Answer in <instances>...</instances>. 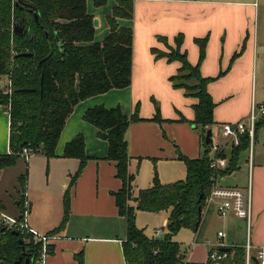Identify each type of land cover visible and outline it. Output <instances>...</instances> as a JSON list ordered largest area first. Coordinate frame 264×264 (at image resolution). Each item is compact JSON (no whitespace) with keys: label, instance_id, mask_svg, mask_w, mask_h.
I'll use <instances>...</instances> for the list:
<instances>
[{"label":"crops","instance_id":"obj_1","mask_svg":"<svg viewBox=\"0 0 264 264\" xmlns=\"http://www.w3.org/2000/svg\"><path fill=\"white\" fill-rule=\"evenodd\" d=\"M132 1V19L118 20L120 26L130 27L133 32L129 87L79 102L65 122L55 148V158L47 160L42 154L21 157L28 163L26 191L22 199V207L25 203L28 206L27 225L41 236L50 234L52 237L45 264H77L75 256L79 254L83 264H125L122 252L125 221L119 216L112 195L119 190L121 183L115 177L114 163L105 160L107 142L97 138L96 128L83 120L88 109L96 106L108 109L118 107L123 114L131 116L136 113L140 119L131 123L124 134L131 158L128 170L135 175L134 195L138 190L151 186L154 173L161 181L164 179V184L179 181L186 175L185 165L179 156L197 159L205 153L207 145L202 142L201 129L191 124L194 120L192 106L196 100L185 96L183 90L174 88L170 81L177 75L180 63L156 57L152 49L169 53V48H174V39L182 36L181 52L185 53L187 62L192 67L198 65L200 76L210 80L207 91L215 104L213 124L209 128L213 146L221 140L220 128L223 124L246 123L251 108L257 105L252 83L259 66L260 51L264 50V0ZM114 5L115 0L105 12H87L98 20V26L94 27L95 36L98 30L102 31L98 40L94 38L97 42L108 32L105 17ZM157 38H165L166 45ZM203 39V57L199 60L200 51L195 42ZM157 108L160 122L152 120ZM262 120L248 148L252 150V157L240 165L239 156L238 168L234 171L238 177L246 173L247 183L242 182V176L237 183L227 182L225 176L216 181L221 187L239 189L249 201L250 227L252 224L255 233L254 247L264 246V134L258 138V133L264 129V116H258L256 123ZM78 134L84 138L85 155L90 159L71 188L69 216L63 229L52 233L63 219V198L70 176L79 167L77 159L61 156L65 145ZM8 137L9 118L0 107L1 155L9 154ZM258 139L260 148L256 153L254 145ZM230 147L227 144L221 149L229 152ZM213 149L210 148L209 158L214 155ZM15 201L18 208L17 194ZM0 207L4 208L1 202ZM141 213L138 211L136 218ZM168 213H155L160 222L164 220V226ZM210 215L237 227L240 223L246 226L244 220L232 213L219 216L215 205L205 206L201 224ZM199 230L191 231L198 234ZM219 231H223L222 228ZM162 232L156 238H160ZM227 232L230 233L229 228ZM224 233L226 237L222 243L228 249L243 247L249 238L247 231L245 243L238 244L234 239L228 241V234ZM253 238L248 239L250 244ZM216 243H205V246L210 249L221 243L217 233Z\"/></svg>","mask_w":264,"mask_h":264},{"label":"trees","instance_id":"obj_2","mask_svg":"<svg viewBox=\"0 0 264 264\" xmlns=\"http://www.w3.org/2000/svg\"><path fill=\"white\" fill-rule=\"evenodd\" d=\"M105 3L106 0H93L97 8ZM132 17L133 1L115 0L105 17L108 32L97 42L94 40L93 17L86 11V0H0V81L6 78L8 82V92L0 90V107L9 118V154H0V170L13 167L24 156V150L29 155L42 154L47 160L55 158V148L65 122L79 102L129 87L133 32L130 27L120 26L118 20H131ZM14 25L21 26L26 34H13ZM182 40V36H177L169 53L155 49L152 52L156 57L180 63L177 75L170 81L174 88L196 100L192 106L194 120L191 124L201 129L204 143L206 131L213 124L215 108L207 91L210 80L200 76L198 65L192 67L187 62L185 53L181 52ZM157 41L167 43L165 38H157ZM195 43L201 60L205 39ZM23 89L31 91L22 92ZM83 120L96 128L97 138L107 142L105 160L114 163L115 177L121 183L112 195L118 214L125 221L126 235L122 243L125 264H183L180 245L172 241V236L180 229L199 230L212 186L218 179L237 170L239 156L249 148L248 137L241 136L239 144L231 146L229 152L220 149L215 153L216 158L226 161L224 168L210 167V147L206 146L201 158L179 156L186 169L184 180L161 184L154 173L151 186L134 195L135 175L128 170L131 158L124 134L131 123L140 121L136 113L127 116L118 107L96 106L84 113ZM152 120L161 121L158 108ZM262 123L263 120L255 124V133ZM61 157L77 159L79 167L70 176L63 198V219L52 233L63 229L69 216L71 188L90 159L85 155L81 134L65 145ZM26 172L18 176L15 187L21 211ZM138 211H169L165 225L168 233L162 238L146 237L135 224ZM19 239L29 250V263L35 264L40 244L29 235L2 228L0 264H13L18 259ZM48 248L50 253V245ZM230 251L233 255L226 264H244L242 247H231ZM75 257L77 264H83L81 254Z\"/></svg>","mask_w":264,"mask_h":264},{"label":"rangeland","instance_id":"obj_3","mask_svg":"<svg viewBox=\"0 0 264 264\" xmlns=\"http://www.w3.org/2000/svg\"><path fill=\"white\" fill-rule=\"evenodd\" d=\"M114 3V0H106V3L104 6L99 7L101 8L100 11H96L97 7H94L93 0H86V11L90 14L94 13H100L107 11L110 6ZM102 36L101 29L98 30L95 39L98 40ZM263 51V52H262ZM260 51L259 54V66L256 70V77L254 74V80L252 83V90L255 96V101L257 103L256 108H258L259 105H264V50ZM8 85L7 79L2 78L0 81V90H4L5 92H8V89L6 87ZM4 92V91H3ZM4 115V114H3ZM6 117V115H4ZM260 134V135H259ZM264 134V129H262L258 133V138H260L261 135ZM256 153L259 151V139L255 140L254 145ZM252 157V150L248 149L244 151L240 155V165L248 158ZM33 158V157H32ZM27 171V177L28 179V163L26 164L24 159H20L19 162H17L15 167L5 169L0 173V202L3 205L4 213L10 217L18 216L20 211L15 206V187L17 186L16 180L17 177L21 174L25 173ZM158 176V175H157ZM242 176V182L247 183L248 176L246 173H242L240 177L237 176V173L234 172L229 176L226 177L227 182H239L241 180ZM224 177V178H225ZM167 177L165 176V180ZM184 178L179 179V181L184 180ZM158 180L161 184H164V179H161L158 177ZM177 182V181H176ZM174 183V182H168L165 184ZM18 198V195H17ZM142 212V211H141ZM137 214V213H136ZM167 214V212L165 213ZM169 214V213H168ZM155 213L152 212H143L138 215L137 218H135V224L136 227L143 232V234L148 238H156L157 231H163L162 238L165 234L168 233L166 230L163 222H160L159 219H157ZM226 224V225H224ZM222 228V232H226L228 234V241L231 239H234V242H237L238 244H244L246 241V235L248 231V237L253 238L254 237V229L251 227L249 229L246 228L245 224L239 226H235L234 223L229 224L228 221L224 220H218L215 215H210L206 218L205 222L201 224L200 230L198 234L193 233L191 230L188 229H180L175 235L172 236V241L176 242L180 245L181 252L184 254L185 258L182 260L184 264H202L205 260L206 253L209 250V247L207 248L205 246V243H209L211 245H216V233L219 229ZM228 228L230 230V233H228ZM50 237V234L47 235ZM254 238L251 241V245H254Z\"/></svg>","mask_w":264,"mask_h":264},{"label":"built area","instance_id":"obj_4","mask_svg":"<svg viewBox=\"0 0 264 264\" xmlns=\"http://www.w3.org/2000/svg\"><path fill=\"white\" fill-rule=\"evenodd\" d=\"M258 116H264V106L260 105L258 108L253 106L247 121L238 122L236 124H223L220 128V142L213 146L214 155L210 158V167L212 169H221L225 167V161L215 157V153L224 146H237L241 136H247L249 145H252L255 134V124ZM24 157H27L28 151H23ZM215 205L216 212L219 216H224L232 213L239 219L246 222L247 229L250 228V204L245 198L244 194L237 188L221 187L216 183L212 186L211 191L206 199V205ZM27 203L24 204L23 211L19 217H10L6 215L0 207V228L4 230H16L23 234L29 235L35 242L40 244L39 257L35 264H45V260L49 255L50 240L52 237L41 236L31 230L27 225ZM157 237L161 235L160 231L156 233ZM226 234L222 231L217 232V238L221 241L215 247L208 250L207 258L204 264H226L232 258L230 249L225 248L222 240ZM249 239V238H248ZM247 239L242 247L244 249V264H264V246L254 247Z\"/></svg>","mask_w":264,"mask_h":264},{"label":"water","instance_id":"obj_5","mask_svg":"<svg viewBox=\"0 0 264 264\" xmlns=\"http://www.w3.org/2000/svg\"><path fill=\"white\" fill-rule=\"evenodd\" d=\"M35 20H37V17L35 16ZM93 26L94 27H97L98 26V20L97 19H93ZM13 34L15 35H25L26 34V31L19 25H14L13 26ZM26 55V54H25ZM22 92H28V91H31L29 89H23L21 90ZM212 133H211V130H207L206 131V134H205V137H204V144L209 146L210 148L213 147V142H212ZM200 209H199V214H200ZM14 235L18 236V233H14ZM18 243L19 245L21 246V248L23 249V255L26 254L25 252V246H24V242L23 240L19 239L18 240ZM14 264H19V262H15ZM24 264H28V259L25 260V263Z\"/></svg>","mask_w":264,"mask_h":264},{"label":"flooded vegetation","instance_id":"obj_6","mask_svg":"<svg viewBox=\"0 0 264 264\" xmlns=\"http://www.w3.org/2000/svg\"><path fill=\"white\" fill-rule=\"evenodd\" d=\"M28 251H29V250H28L27 247L25 246V252H26V254L23 255V252H24V251H23V249L21 248V249H20V255H19L18 259H17L15 262H19V264H24V263H25V260L28 259V264H30V263H29V260H30L29 258H30V257H29V252H28ZM15 262H14V263H15ZM14 263H13V264H14Z\"/></svg>","mask_w":264,"mask_h":264}]
</instances>
